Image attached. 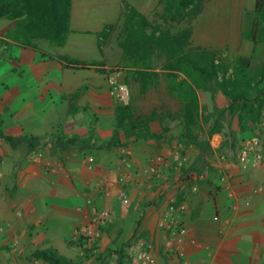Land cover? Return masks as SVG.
Segmentation results:
<instances>
[{
    "label": "crops",
    "instance_id": "obj_1",
    "mask_svg": "<svg viewBox=\"0 0 264 264\" xmlns=\"http://www.w3.org/2000/svg\"><path fill=\"white\" fill-rule=\"evenodd\" d=\"M117 2L120 4L119 0H80L81 16L75 21L73 0L70 31L62 47L45 40H36L31 46L19 44L7 37L14 22L0 20L5 21L0 33V131L14 138L13 143L0 138V264H46L29 260L37 249L52 248L63 257L72 254L69 239L81 222L76 206L88 196L96 205L107 206L112 214L99 242V249L111 250V257L117 258L108 264H138L133 245L122 254L115 249L138 235L143 226L146 233L151 232L148 242L151 246L152 241L155 243L156 252L152 249L157 254L162 239L152 217L160 216L171 199L185 195L187 211L183 218L189 238L199 244L186 248L193 264H264L263 171L243 170L237 163L222 167L218 162V172L227 171L222 177L228 181L231 196L217 174L211 173V181H202V169L195 171L193 163L204 154L186 145L190 159L187 179L198 187L196 192H189L185 179H178V173L168 168L163 170L166 180L147 175V160L157 152L153 140L93 148V117L94 131L99 134L94 144L104 146L111 137L106 121L113 120L115 101L93 66L81 68L64 58L87 63L102 60L105 52L99 47L97 33L102 29V17L114 10ZM85 52L89 56L83 57ZM220 100L225 99L219 95ZM80 108L82 115L77 112ZM237 123L235 117L233 129ZM72 135H78L75 144H65ZM221 139V135H214L210 147ZM127 149L132 155L129 163L122 158ZM36 157L50 166L44 167ZM88 165L93 170H88ZM122 171L131 176L125 188L127 201L121 199V187L116 182ZM101 183L110 189L107 198L98 191ZM259 186H263L261 192L257 191ZM161 258L157 257L159 264H168L165 254Z\"/></svg>",
    "mask_w": 264,
    "mask_h": 264
},
{
    "label": "trees",
    "instance_id": "obj_2",
    "mask_svg": "<svg viewBox=\"0 0 264 264\" xmlns=\"http://www.w3.org/2000/svg\"><path fill=\"white\" fill-rule=\"evenodd\" d=\"M72 1L0 0V20L14 22L7 37L19 44L31 46L36 40H45L54 47H62L70 31ZM203 1L162 0L161 23L149 20L133 6H127L124 35L119 42L126 78L138 83L141 93L155 86L160 74L164 76L167 92L181 105L178 118L182 122V129L176 142L183 146L193 145L200 154L210 149L209 140L222 131L225 118L232 120L236 117L240 131L244 132L260 121L264 110V0H254L253 10L242 32L243 38L252 44L251 53L238 55L229 63L219 61L218 52L214 50L192 47L193 31L190 25L175 30L170 27L171 22L179 24L186 16L195 18ZM64 60L81 68L93 66L97 73L106 75L103 69L105 64L101 61L87 63L66 57ZM157 62L160 63V69L155 66ZM218 93L230 101L228 106L218 107ZM76 95L77 92L72 96ZM208 99L213 102V113L210 114H206ZM212 117L215 119L205 131L204 127ZM162 119L163 116L156 110L139 113L132 101L115 102L112 135L104 146L93 144V148L109 149L123 146L129 141L153 140L158 145L156 149H159L156 153H161L171 146V143L168 147L160 146L167 130L163 128L160 132H154L151 125ZM94 123L93 117V126ZM0 138L6 143L14 141V138L1 131ZM77 140L78 135H72L65 139V144L73 145ZM34 145L30 143L31 147ZM186 170V166L183 167L182 171ZM171 171L174 172L172 168ZM184 179L189 191L192 181ZM185 196L176 197V202L187 203ZM146 235L144 232L138 240H145ZM129 245L128 242L123 244L120 251L115 253L122 254ZM110 252L98 253L93 264H108L106 258ZM29 260H40L46 264H76L52 248L33 251Z\"/></svg>",
    "mask_w": 264,
    "mask_h": 264
},
{
    "label": "rangeland",
    "instance_id": "obj_3",
    "mask_svg": "<svg viewBox=\"0 0 264 264\" xmlns=\"http://www.w3.org/2000/svg\"><path fill=\"white\" fill-rule=\"evenodd\" d=\"M119 2L120 4L117 2V6L114 8V10H111L110 13H107L104 17H102V22H101L102 29L99 33H97V36L100 38L99 41L100 46L104 48V52H105L102 55L101 62H103L106 65V68L103 67V69H105L106 71V75L97 73L94 68L93 71L98 75V77H100L101 79L103 78V80L106 82L107 89L109 91L112 85L115 83H122L127 85L130 91V97L127 101L120 103H126L128 101H132V103L135 105L139 113L146 114V113H150L153 110H156L158 111L159 114L163 116V119L161 121L153 122L151 128L156 130L157 132H160L163 128L167 130L166 134L164 135L165 140L160 146L164 147L167 145L166 147H168V144L171 143L172 145L174 142L178 140V135L182 129V122L178 118V114L181 109L180 103L175 97L171 96L167 92V84L162 74H160L158 78V83L155 86L150 87L145 93H141L140 85L138 83H135L131 79L126 78V72L123 69L121 58L120 59L118 58V51H119L118 49L120 48L119 42L121 41L124 35V19L127 13V6H133L137 8L141 13H143L149 20L157 23H161V17L163 14L162 0H119ZM79 4H80V0H75V9L73 12V18L75 21L78 20V18H80L81 16L79 12L80 10ZM253 6H254V0H204L201 4V10L199 14L195 16V18L191 19V16L190 17L186 16L185 20L179 22V24H177L176 22H171L170 27L172 30H175L190 25L193 31L191 37L192 47H200L203 49L214 50L218 52L219 61L225 60L226 63H229L234 57L238 55H249L252 51V44L243 38L242 32L244 30L246 20L253 10ZM190 13L192 14L191 11ZM4 28H5V21H1L0 33H1V29ZM87 56L89 55L87 52H85L83 57H87ZM155 66L157 69H160L159 62L155 63ZM219 95L223 96L221 93H218V95L216 96V104L218 105V107L224 108L228 106L227 103H230V101L223 96L225 100H220L219 102L218 101ZM114 101L117 102L115 99ZM72 102L69 103L71 106L73 105ZM212 106H213V102L210 99H208V109L206 114L213 113ZM77 112L80 115H82L83 110L80 108ZM166 114H170L171 116L167 117L165 116ZM80 115L78 117H80ZM61 116H66V115L64 113L63 114L61 113ZM214 119L215 118L212 117L210 122L206 124V126L204 127L205 131L209 129V125H211ZM81 121H82L81 118L80 119L78 118V122ZM106 124L108 130L107 133L112 135L115 126L114 117L113 120H107ZM222 124H223L222 131L219 134H215V136L216 135L222 136L221 141H219L218 143L214 142L213 144L214 147L213 148L210 147V149L206 153H204L202 157L201 156L198 157L193 163L195 167V171H198L199 168L202 169L201 173H199V175L202 174L204 177L202 181H206V180L211 181L210 180L211 173L212 176L214 175L215 176L218 175V177H222L223 175L227 176L228 175L227 171L218 172L219 171L217 170L218 162L223 164L222 167H224L225 164L228 165V163L236 164L238 150L242 141L252 136H259V137L264 136V110L262 112V117L260 121L257 124L250 126V129L247 131L241 132L238 123L236 124L237 128L233 129L232 128L234 125L233 119L231 120L229 118H225ZM85 131L87 133L88 128ZM88 133L90 134V131ZM98 135L99 134L97 130L95 132L93 126V140L96 143H98L97 142L99 139ZM126 142L127 141H125V143ZM88 143L91 142L88 140ZM153 145L155 146V148L158 147L156 143H154ZM157 150L159 149H156V151ZM154 154H156V152L152 153L151 156ZM221 156H223L224 159H221L220 158ZM122 158H124L123 154H122ZM189 161L190 159L188 160V163L186 165L187 170L180 171V173H178L179 175L178 179L188 178L189 176L188 166L190 165ZM211 162L214 164V166H212L213 164H211ZM213 168L215 170L212 171ZM205 175L208 176L207 179ZM194 185L195 183L194 184L192 183L191 186ZM152 218H153L152 223L154 225V229H156L159 232L160 237L162 239L161 233L157 227L159 215L156 218V214H155V216L153 215ZM79 222L75 226L74 230L80 224ZM145 231L147 230H144L143 226H141L140 229H138L137 232L138 235H135L131 240L128 241L130 243L129 246L133 245L134 248H136L135 256H138L140 252V248H139L140 240H138V238L143 236ZM147 233H148L147 235L150 236L149 233L151 232L149 230ZM147 235L145 236L146 239H148ZM136 240L137 242H135ZM146 241H149V239ZM69 242L72 244V247H74V250L72 254L70 253L66 254L65 258L73 261L76 264H93V260L95 257L88 259L79 258L78 247L74 245V243L71 241V237L69 239ZM162 242L158 244L159 250L158 253L156 254L157 255L156 257L161 258L165 254ZM154 244L155 243H153L152 241V247L156 252L157 247ZM121 246H119L115 250L120 251ZM99 253L103 254L107 252L103 249H99ZM25 255L27 256V254ZM112 258H114V260L117 259L116 257H111V252H110L109 257L106 258V262L109 263V261ZM161 259L163 260V258Z\"/></svg>",
    "mask_w": 264,
    "mask_h": 264
},
{
    "label": "built area",
    "instance_id": "obj_4",
    "mask_svg": "<svg viewBox=\"0 0 264 264\" xmlns=\"http://www.w3.org/2000/svg\"><path fill=\"white\" fill-rule=\"evenodd\" d=\"M110 94L117 102H125L130 97L129 88L122 83L113 84ZM123 155L125 162H131L130 150H123ZM220 158L224 159L223 156ZM36 161L43 164L44 167L50 166L42 159L37 158ZM236 162L243 170L253 168L264 172V136H252L245 139L239 147ZM187 163L188 155L185 146L175 142L163 152L152 155L147 160L145 171L151 178L166 180L163 177L165 168L170 170L172 168L175 172L180 173ZM88 170H93V166L88 165ZM130 181L131 176L125 171L120 172L116 178L117 184L121 187L120 197L123 201L128 200L125 188ZM221 182L229 189L226 177H222ZM191 190L196 192L198 187L191 186ZM262 190L263 186L257 187V191L261 192ZM98 191L105 198L110 196V189L105 183L98 186ZM228 193L233 195L230 189ZM76 211L81 217V222L73 231L71 241L78 247L79 258H93L99 253V242L102 239L104 228L111 221L112 214L107 206L96 205L88 197L84 199L83 203L76 206ZM186 211V202L178 203L176 199H171L159 216L157 227L162 236L168 264H193L187 256L186 248L188 244L195 246H199V244L189 238L188 226L183 218ZM139 248L138 264H159L148 241L140 240Z\"/></svg>",
    "mask_w": 264,
    "mask_h": 264
}]
</instances>
